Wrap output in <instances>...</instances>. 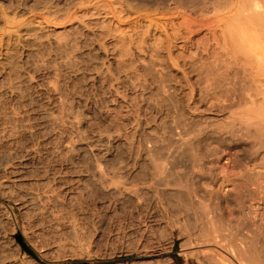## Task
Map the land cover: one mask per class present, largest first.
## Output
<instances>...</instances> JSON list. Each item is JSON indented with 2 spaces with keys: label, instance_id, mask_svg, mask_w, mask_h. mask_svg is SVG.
I'll list each match as a JSON object with an SVG mask.
<instances>
[{
  "label": "rangeland",
  "instance_id": "1",
  "mask_svg": "<svg viewBox=\"0 0 264 264\" xmlns=\"http://www.w3.org/2000/svg\"><path fill=\"white\" fill-rule=\"evenodd\" d=\"M165 1L0 0V29L3 17L62 23L82 8L103 13L91 12L73 34L28 33L0 52V264H218L197 237L206 225L203 203L223 217L217 243H244L258 230L264 239L263 133L260 143L256 132L249 137L254 131L229 134L217 125L228 110L203 93L208 76L200 62L159 66L153 60L161 58L134 52L97 19L114 12L127 23L140 17L138 7ZM234 104L229 110L243 101ZM203 121L219 130L187 153L183 140ZM163 162L162 175L181 177L193 198L189 187L178 191L161 181L171 175L157 174L155 164ZM238 207L246 208V229L236 223Z\"/></svg>",
  "mask_w": 264,
  "mask_h": 264
},
{
  "label": "bare ground",
  "instance_id": "2",
  "mask_svg": "<svg viewBox=\"0 0 264 264\" xmlns=\"http://www.w3.org/2000/svg\"><path fill=\"white\" fill-rule=\"evenodd\" d=\"M99 11L100 10H97L95 8H82V9L77 10L73 14V16H75L74 18L69 19L62 23L46 20L45 17L43 16L33 17L31 19H23V20H20V22H14V21H11L7 17H3L4 24L2 25V28L0 29V52L4 50L6 45L13 44L22 35H25V34L27 35L28 33H31V35L37 34V33H51L55 35V37L57 36L59 37V35H62V36L69 35L70 33L73 34V31L83 28L85 25L87 26V21L83 20L84 17L89 15L91 12H93L92 14H97L98 16H101V14L103 13ZM136 13H138L140 17H138L135 20H131L127 23H125L124 20L121 19L119 16H117L114 12H111L110 15H105L104 17H98L97 19H100V20L102 19L107 25V27L105 25L104 28L108 32H114L118 40L120 41L122 40L123 42L131 44L133 51L134 50L139 51V54L143 53L144 58H145V55L150 56L151 58H153V56H157L156 58H161V60L157 59L158 61L153 60L154 62H156L155 64H158L159 66L165 65L167 67H173L174 69L176 68L179 70L182 68V65H186L189 63L190 65L195 66L200 62L201 67L204 68L208 76L207 85L203 93L209 95L211 99L220 100L219 105H212V106L219 107L221 111L228 110L225 118H223V120L221 121H217L220 123L217 124L216 122H213V123L209 121L208 122L212 123L213 125L215 123L219 125L220 127L226 128L227 130L222 129V128L221 129L230 131L228 132L229 134L238 128H239L238 134L241 131H243V129L244 131L245 130L249 131V133L254 131L253 135L249 136L250 139L251 137L254 136L255 132H256L255 134L256 136H257V133L259 134L263 133L264 135V0H179V1L169 0V1H165V2L157 3V4L153 3L152 6H149V7L147 5L140 6L138 7V10ZM72 36L74 37L75 35H72ZM70 38H68L69 42H70L69 40ZM128 46L126 44V47ZM129 51L131 50L129 49ZM191 51H194L193 56L189 55ZM162 87L164 88V86ZM54 89L58 90L57 87L55 86V83H54ZM190 92L193 96L197 93L194 87L191 88ZM163 94L165 95V92ZM199 94L201 93L199 92ZM242 101H243V104L238 110H229L232 106L235 105L234 102L241 103ZM228 102H231V103L229 104ZM69 109H68V113L70 112ZM205 122H204L205 126L202 125L199 127L200 132H197L198 130L194 129L195 132L198 133V135L195 134V132H193L196 136L194 134L190 136L191 133L188 132L190 135L187 136L188 137L187 139L185 138V140H183L182 144L184 146L180 145L181 147H185L186 149L185 151H187V153H188L187 148L193 149L196 146L200 147L201 141L204 142L205 138H208V136L210 137L211 135L213 136L215 134V131H216L215 129L217 127L214 128L215 127L214 126L213 128L211 127L212 129H210L209 125L208 126L206 125L208 123H205ZM240 129L242 130L240 131ZM218 130L216 132H218ZM222 130L221 132H223ZM189 131H192V130L190 129ZM244 133L246 134V132ZM249 133H247V136L246 135L244 136L248 137ZM238 134L236 135L239 136ZM259 134L258 136H261ZM242 135L243 134H241V136ZM246 137H243V138L247 139ZM257 137H255L256 141L258 138L259 139L262 138V137L261 138L260 137L257 138ZM107 138L104 137L103 140L106 141ZM182 139L184 138L182 137ZM262 140L263 139H261L260 143H262ZM257 142H259V140ZM177 144H179V141ZM259 145H262V144H259ZM206 147L209 148L208 146H205V148ZM193 150L196 152L198 151L197 149L196 150L193 149ZM205 150H208V149H205ZM194 151H193L194 155L192 156H195ZM167 153H170V152L167 151ZM203 153H207V152H203ZM4 156L7 157V155H3L2 157L4 158ZM8 157H10V155H8ZM155 165H156L155 169H157L156 170L157 174L159 172V175H162L167 172L164 162L155 164ZM174 175L176 176V174ZM162 176H165V175H162ZM169 176H168L169 181H167L168 178L167 180L164 177L161 178V181L165 183L166 186H170V184L175 185V186L172 185L171 187H168V188H172L174 186L175 188L178 187L179 189L184 190L183 188L189 187L188 186L189 184L188 185L185 184L186 187L183 186L184 183H181L182 182L180 179L181 177L178 176L179 177L178 179L177 176H176L177 178L176 177L174 178L172 174ZM171 178L172 180L170 182ZM119 179L121 178L119 177ZM183 181H184V178H183ZM178 188L176 189L178 190ZM181 190H178V191H181ZM185 190H186L185 194L193 198L192 196H194L195 192L192 190V188L189 187V188H186ZM174 191L171 192L169 190L170 193L175 194ZM181 197H184V194L181 195ZM181 197L179 198L181 199ZM233 198L235 201V197ZM237 203H242V202L239 201ZM202 206H203V214H204V218L206 219L205 221L206 223L203 222L204 224L203 225L201 224V225L202 226H204L205 224L206 225L202 227L203 228V230H201L202 234L197 237L201 236L200 238L205 239V241L204 240L203 241L204 243L205 242L207 243V244L205 243L206 248L209 249L210 251H213L212 253H214V255L213 254L211 255L214 256L213 258L217 259L218 264H264V239H263L264 234L261 233V237L263 239L261 240L260 234L258 233L260 232L258 228H257L258 232H256L257 230L256 228H254L255 232L257 233L256 234L254 232L255 233L254 236H252L253 233L251 235L250 234H247L246 236L243 235L245 236V238L246 237L248 238V235L253 237V238L249 237L248 239L246 238L247 242L250 239L251 242L253 243L251 244L252 248L248 247V245L246 244V240L243 243L242 238H240L241 240L240 242L237 241L240 244L237 245L236 241H235L236 243L235 242L232 243L231 241H234L233 239L231 240L232 237L230 238V236L232 235H230V232H226V231L224 232L226 234L228 233L227 235H229L228 238H230L231 243L229 242L228 244H223L222 240H220L222 244L221 242L217 243L219 240L218 238H220L221 235L223 236V234H221V231L224 230V224L222 222L220 223L221 220L223 221L222 219L223 217H221L222 215L221 216L219 215L217 211V207L210 208L207 204H204V203L202 204ZM238 208L240 209V207ZM241 209L243 210V213L246 212V208L241 207ZM241 209L239 211L236 210V212H239V214H237L238 216L235 213V215L237 216L235 217L236 218L235 220H236L237 225L239 226L246 225L245 223H247L245 222L246 218L245 220H243V217L241 215L242 214ZM248 209H250V206L247 208V210ZM248 212L250 213L249 210ZM243 215L247 217V215L245 214ZM248 217L247 218L250 219L252 217V214H250V216L248 215ZM170 221L172 222V220ZM174 221L172 224H173V227H176ZM225 221L227 223L228 221L232 222L233 220L228 219ZM254 223L250 222L251 227H252V224ZM256 223H255V226L258 227ZM220 224L221 225L223 224V227ZM234 228L230 227L231 230L229 229V231L232 232V229ZM225 229L227 230L228 228H226L225 226ZM240 229H243V228L241 227ZM174 230L175 229H172V231ZM251 230L253 232V228ZM234 232H233V237H234V234L235 235L237 234L236 232L235 233ZM171 235L173 238V234ZM192 235H195V234L192 233L191 236L190 235L188 236H190L193 239L194 236L192 237ZM197 239L199 240V238ZM187 242L185 244H187ZM190 245L191 243L189 244L188 247H190ZM190 248L192 249V247ZM187 250L183 248L182 255L184 256L189 255L188 254L189 252H187ZM248 250L249 251L252 250V251L249 252ZM250 253L252 254L250 255Z\"/></svg>",
  "mask_w": 264,
  "mask_h": 264
},
{
  "label": "water",
  "instance_id": "3",
  "mask_svg": "<svg viewBox=\"0 0 264 264\" xmlns=\"http://www.w3.org/2000/svg\"><path fill=\"white\" fill-rule=\"evenodd\" d=\"M18 240L20 241L23 248L28 250L31 254H34L33 251L25 244V242L22 240L21 236H17Z\"/></svg>",
  "mask_w": 264,
  "mask_h": 264
}]
</instances>
